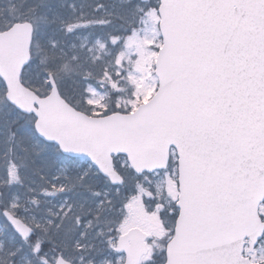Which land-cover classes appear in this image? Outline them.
I'll use <instances>...</instances> for the list:
<instances>
[{
  "label": "snow or ice",
  "instance_id": "1",
  "mask_svg": "<svg viewBox=\"0 0 264 264\" xmlns=\"http://www.w3.org/2000/svg\"><path fill=\"white\" fill-rule=\"evenodd\" d=\"M0 264H264V0H0Z\"/></svg>",
  "mask_w": 264,
  "mask_h": 264
}]
</instances>
